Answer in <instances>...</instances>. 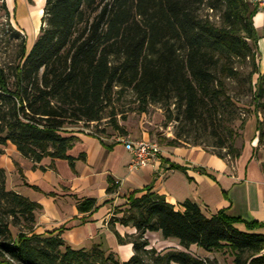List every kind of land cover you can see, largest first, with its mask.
Here are the masks:
<instances>
[{
  "label": "trees",
  "instance_id": "obj_1",
  "mask_svg": "<svg viewBox=\"0 0 264 264\" xmlns=\"http://www.w3.org/2000/svg\"><path fill=\"white\" fill-rule=\"evenodd\" d=\"M206 9L218 20L203 14ZM0 10L9 17L3 1ZM257 13L248 0H45L39 35L29 51L24 34L10 23L5 30L20 42L15 61L0 65V146L13 145L34 164L61 159L73 168L68 151L78 138L67 136L66 128L106 120L127 135L114 101L129 91L141 112L159 105L166 111L164 126L177 122L166 145L201 146L197 139L190 143L188 134L200 127L213 140L209 153L233 163L243 149V144L235 147L236 140L251 116L257 149L264 146ZM108 183L106 193L116 195L119 182L109 178ZM126 201V209H115L109 220L111 229L119 224L136 230L123 238L113 229L119 244L133 245V255L121 262L101 243L72 248L62 229L37 234L41 206L8 190L0 168V264H216L192 254L193 245L205 253L228 254L232 264H264V235L235 227L243 223L252 230L264 223H248L225 210L207 217L189 200L176 208L150 186ZM99 207L96 199L77 200L80 214ZM147 232L176 239L184 250L158 251L145 238Z\"/></svg>",
  "mask_w": 264,
  "mask_h": 264
},
{
  "label": "crops",
  "instance_id": "obj_2",
  "mask_svg": "<svg viewBox=\"0 0 264 264\" xmlns=\"http://www.w3.org/2000/svg\"><path fill=\"white\" fill-rule=\"evenodd\" d=\"M0 1L5 3L7 10L12 5L14 8L15 0ZM16 1L26 8L24 0ZM28 1L33 4L31 0ZM43 1L44 7L45 0ZM35 3L34 0V5ZM22 18L23 16L17 15V19ZM254 21L259 34L263 19L257 14ZM23 26L26 33H31L29 44L26 39L30 50L40 30L41 20L37 32L33 31V27L28 31L29 24L25 21ZM26 35L28 38V34ZM258 48L264 69V38L259 39ZM67 131V136L78 138L68 151V155L75 159L73 168L68 161L61 159L53 161L45 158L34 164L23 158L13 145L0 146V168L6 174V188L42 208L36 213L37 234L62 229V239L72 248L89 249L93 244L101 243L106 251L114 253L121 262H125L134 253L133 245L119 244L113 229L123 238L134 235L136 230L119 224L111 229L109 220L115 209H126V200L130 194L148 186L152 188V192L164 196L176 208L189 200L197 204L207 217L225 210L230 217L240 218L248 223H264V165L253 154V150L257 149V139L247 141L240 157L233 163L199 147H160V154L150 166L130 170L132 155L119 141L110 142L85 132ZM254 131L256 132V120ZM200 168L205 173L199 171ZM109 178L120 184L117 194L113 196L106 193ZM83 199H96L100 207L91 214H80L77 200ZM235 227L242 232L264 235V225L252 230L243 223L235 224ZM145 238L151 247L159 251L184 250L179 246L178 240H165L160 232H147ZM189 250L197 256L202 252L205 254L202 257L209 259L212 255L195 245Z\"/></svg>",
  "mask_w": 264,
  "mask_h": 264
},
{
  "label": "rangeland",
  "instance_id": "obj_3",
  "mask_svg": "<svg viewBox=\"0 0 264 264\" xmlns=\"http://www.w3.org/2000/svg\"><path fill=\"white\" fill-rule=\"evenodd\" d=\"M23 2L26 5L25 7L28 9L32 5H34V0H31V2L33 3L32 5L29 4L28 0H24ZM0 4H2V1H0ZM13 4H14V8L12 5L8 9L9 17L6 16L4 11L0 10V65L2 66L13 63L15 61L18 51V44L20 42L17 39H10V34L6 33L5 30L8 28L9 23L15 30L20 31L22 34L26 36V39H28V44L31 39V35H30L31 33L29 34L28 32L26 33L24 31L25 30L23 26L24 21H22L23 18L21 20L17 19V15L23 16L21 14L22 12L20 13L23 7L19 4V1L16 0ZM257 12H258L257 14H259L263 19V16L260 14V12L259 11ZM203 14H209L211 15V19L218 20V18H216L208 9L204 10ZM28 24L29 27L27 28V30L29 31L33 27V31H35L34 30L35 26H33L32 23L30 22ZM21 29H23V31H21ZM26 34H28V38ZM259 34H260L259 35L260 38H264V19H263V26ZM38 35L39 32L37 36ZM26 49L27 51H29V47H27V45H26ZM261 63L262 62L260 61V70L262 72V70L264 69L262 66L263 64ZM234 86L235 85H233V87ZM234 90L235 89H232V91H230L231 95L236 93ZM242 101L244 102L246 101V99H242ZM114 104L119 112H123L122 115H119L117 117V120L119 125L126 130L128 134L127 136H124L122 133L113 130L109 125L106 124L105 122L106 120H103L100 124L90 123L89 125H85L83 122H80L73 126L71 125L70 127L66 128V130L85 132L90 135L101 137L102 140H107L110 142L119 141L120 138L124 137L125 139H130L134 141L141 139H148L156 143L159 146V148L170 147L166 145L164 139L174 138V132L176 130L177 122L172 121L171 123H168L166 126H164L166 120L165 108L159 105H151L147 107L145 112H141V107L139 103L137 102L133 94L129 91L120 94L115 99ZM240 115L241 118L244 116L243 111H241ZM255 120L256 118L254 116H251L249 121L245 124L244 130L242 131V137L239 136L236 140L235 143L236 148H239L240 145L242 144L244 145L249 140L252 141L253 139H257V133L254 131ZM183 126L185 127L186 125ZM238 127H239V122H237L235 128L241 134V130ZM196 128L197 130H195V132L192 131L188 133L190 137L189 139L190 143L192 142V140L197 139L198 142L201 144V146H197V147L201 149H205L207 152H212L213 150L209 145L213 144V140L207 135V133H204V130L202 128L200 127H196ZM183 129L187 131L189 127L186 126V128ZM101 130H104L105 132L102 133ZM187 146H182V147H187ZM254 153L257 158L259 157V159H261V161L263 162L262 165H264V146L258 147V149H256ZM13 234H15L14 231ZM200 256L201 257L205 256V254L201 252ZM210 259L212 261H215L216 264H232V260H233L232 256L228 254H219V253L212 254L210 256Z\"/></svg>",
  "mask_w": 264,
  "mask_h": 264
},
{
  "label": "built area",
  "instance_id": "obj_4",
  "mask_svg": "<svg viewBox=\"0 0 264 264\" xmlns=\"http://www.w3.org/2000/svg\"><path fill=\"white\" fill-rule=\"evenodd\" d=\"M248 1L257 8V11L260 12L264 19V0ZM119 142L122 143L124 148L132 155V160L129 166L130 170L150 166L160 154L159 146L148 139L134 141L122 137L119 139Z\"/></svg>",
  "mask_w": 264,
  "mask_h": 264
},
{
  "label": "bare ground",
  "instance_id": "obj_5",
  "mask_svg": "<svg viewBox=\"0 0 264 264\" xmlns=\"http://www.w3.org/2000/svg\"><path fill=\"white\" fill-rule=\"evenodd\" d=\"M35 5L32 8H23L20 13L23 15L25 23H32L35 26V31L39 28L41 17L43 16V0H35Z\"/></svg>",
  "mask_w": 264,
  "mask_h": 264
}]
</instances>
